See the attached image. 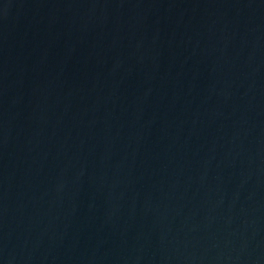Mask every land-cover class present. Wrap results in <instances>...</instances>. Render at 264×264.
I'll return each mask as SVG.
<instances>
[{
	"label": "water",
	"instance_id": "95a60500",
	"mask_svg": "<svg viewBox=\"0 0 264 264\" xmlns=\"http://www.w3.org/2000/svg\"><path fill=\"white\" fill-rule=\"evenodd\" d=\"M0 264H264V0H0Z\"/></svg>",
	"mask_w": 264,
	"mask_h": 264
}]
</instances>
